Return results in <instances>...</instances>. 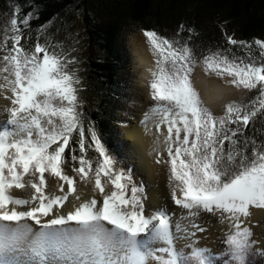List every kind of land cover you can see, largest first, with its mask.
Here are the masks:
<instances>
[{
  "label": "snow or ice",
  "instance_id": "6c2138e0",
  "mask_svg": "<svg viewBox=\"0 0 264 264\" xmlns=\"http://www.w3.org/2000/svg\"><path fill=\"white\" fill-rule=\"evenodd\" d=\"M18 12L17 7L0 42L4 53L0 55V74H6L0 88L11 92L5 95L11 105L5 109L8 118L0 121V264H22L17 254L26 256L28 264H50V259L70 264L264 261V249L256 248L252 226H245L252 208L264 209V141L244 136L248 126L264 116V40L253 42L259 48V61L250 51L245 59L229 55L231 49L221 48H209L198 57L190 45L195 32L192 28L187 29L190 35L183 43L155 30H142L155 57V69L149 70L150 96L155 103L141 123L150 131L149 120L158 117L153 123L164 137L168 159L158 152L156 163L169 165L173 202L186 210L187 216L181 219H190L189 226L196 231H207L196 222L202 212H219V222L226 219L230 225L221 240L225 245L221 252L197 247L198 242L192 241L186 245L191 249L186 253L177 247V241L195 237L196 231H189V226L179 222L173 224L175 213L165 208L146 215V197L143 188L133 182L131 169L116 166V156L94 126L88 128L90 143L86 138L77 87L82 81L79 70L69 68L78 63L77 59L56 52L48 42L41 44L39 38L34 48L25 49L20 43V25L27 27L33 14L20 19ZM180 30H185L183 24ZM225 36L229 45L252 48L251 43L237 40L234 35ZM201 64L206 75L221 80L230 77L224 82L257 90L258 95L250 101H230L224 104L222 115H215L193 83V73ZM73 133H78L81 154L77 156L76 149H71L72 170L85 184L94 181L93 190H98L101 199L93 196L73 211L61 213L69 195L77 193L76 177L64 170L68 162L65 152ZM86 143L97 153L94 159L87 156ZM45 173L62 182L59 191L64 195L45 192ZM25 176L33 179L25 181ZM29 185L35 190L30 199L11 194L12 188ZM109 186L111 190L106 191ZM75 199L81 197L76 195ZM37 201L38 206L25 210L15 207ZM9 205L14 207L10 209ZM29 220L39 225L38 231Z\"/></svg>",
  "mask_w": 264,
  "mask_h": 264
},
{
  "label": "trees",
  "instance_id": "16d2710c",
  "mask_svg": "<svg viewBox=\"0 0 264 264\" xmlns=\"http://www.w3.org/2000/svg\"><path fill=\"white\" fill-rule=\"evenodd\" d=\"M95 1L96 7L92 6L93 0H4V3L18 7L20 19L28 13L33 14L28 28L23 30L26 35L42 31L54 20L63 18L69 10L81 16L84 37L87 39L85 46L89 48L87 58L90 61V79L84 99L91 106H84L85 136L90 142L88 128L94 126L109 151L116 158L120 157L124 165L127 162H124L121 154L123 143L120 140L118 116L129 104L131 92L128 71L130 56L122 39L125 23L131 22L141 32L144 29L155 30L164 37L179 39L182 43L189 38L187 29L192 28L195 32L191 34L190 45L198 57L209 48L213 51L221 48L231 49L229 55L245 58H248L247 53L250 51L252 56L261 59L259 48L253 42L256 39L264 40V0ZM181 24L185 26L183 31L180 30ZM225 33L251 43L252 48L229 45ZM70 38L66 42L70 45L67 48L73 49L72 44L80 39L74 36ZM253 98L254 95L245 100ZM244 136H255L258 142L264 141V116H258L245 130ZM240 139L242 141L243 137ZM72 147L73 144L66 149L68 162L65 168L73 163L68 158V151ZM96 156L94 152L89 158ZM119 162L116 165L118 168L123 166ZM76 165L79 166L78 162Z\"/></svg>",
  "mask_w": 264,
  "mask_h": 264
},
{
  "label": "rangeland",
  "instance_id": "374dc122",
  "mask_svg": "<svg viewBox=\"0 0 264 264\" xmlns=\"http://www.w3.org/2000/svg\"><path fill=\"white\" fill-rule=\"evenodd\" d=\"M95 0H93L92 6L96 7L95 4ZM15 9L16 7H13V5L10 4H5L4 0H0V42H2L3 37H4V30L5 27L8 25L10 19L12 18L13 14L15 13ZM83 19L81 18L80 15H78L75 11H71L69 10L67 12V14H65V16H63V18H58L56 20H54L50 25L46 26L42 31H38L36 34H24L23 30H26L28 28L25 27L23 24L20 25V28L22 30L23 33V39L20 41L21 45L25 48V49H32L34 48L37 39L39 38V42L41 44H44L45 42H48L50 44H52L54 46V50L56 52H64L66 54L69 55V57H75L78 61L77 65H69V68H75L78 69V75L82 81L81 85H78L77 87L80 89V91L78 92L79 97H81V101L83 104V107L80 109V111H82L83 113H85L84 111V106L89 105L88 101L86 99H84L87 96V89L86 86L87 85V81L90 79V74H89V70H90V61L89 58H87L88 55V50L89 48L85 45H87V39L84 37V28H83ZM68 28V30H66V28ZM124 34L122 35V39L124 40L125 44L127 45L126 48L128 50V54L130 56L129 58V65H130V81H129V85L131 88V92L129 93V104L127 106H125L124 110L120 113V115L118 116V122H119V131L121 132V141L123 143V151H121V154L123 155V159L125 163V165L123 164V160H120V157L116 158L117 162H119V165H123L120 168H125V169H131V175L133 178V182L137 185L143 188L144 191V195L146 197L145 199V214L148 215L150 212L154 211V207L152 206L151 200H152V195L150 192V184L148 183L147 178L142 174V171L139 169V167L137 166V164L135 163L134 158L130 155V151H129V141L126 137L125 134V129L129 128L132 125H135V121L137 120L138 122L141 123V121L144 118V115L146 112H148L149 108L155 103L150 96V87H149V82L152 79L151 77L148 79H144L142 82L140 81L141 79V69L138 68L139 66L137 65V63L135 62L134 59V48H135V44L140 43L144 49H146L150 54H151V59L155 60V57L152 55L150 49H149V45L147 43L146 38L143 35V32H141V30H139L134 24H132L131 22L128 21V23H125L124 25ZM67 34V37H66ZM69 36V37H68ZM76 37L78 39H80L79 41H75L74 44H72L71 48H67V46H70L69 44H67L66 42L68 41V39H71L70 37ZM70 43V42H68ZM82 43V44H80ZM80 44V45H78ZM12 46V42L11 40L8 41V47L10 48ZM77 46V47H76ZM4 53L2 51H0V55H3ZM42 55V54H41ZM244 57V56H242ZM253 59H256L257 61H259L260 59L258 57H256L255 55L252 56ZM248 59V58H245ZM201 74L203 76H205L206 78H208L211 81H215L220 83L221 86L225 87V88H230L232 89V91L230 92V94L222 99L221 102H219L218 106H214V107H210V109L212 110V112L219 116L223 114V106L224 104L230 102V101H240V100H245L246 98H248L249 96H256L258 95L257 90H246L243 88H236L230 84H227L224 82V80H229L231 79L230 77H225L224 80H221L220 78L214 76V75H206L205 71H204V67L203 65H198V67H196L194 73H193V83L195 84L196 82V77H198V75ZM3 75L6 74H0V84H4L5 81L3 80ZM4 88H0V90H2ZM218 103V102H217ZM91 106V105H89ZM158 120V117L153 116L151 120H149L148 125H154L153 121ZM156 130V129H155ZM164 131V135H166V127L163 129ZM159 138L157 140L156 146H155V150L152 151L151 156L153 159V164L158 168L160 173L162 174V179L164 181V185L161 186L162 188V203L164 201V208L167 209L170 213H175L174 217H175V221L174 224L179 222L185 226H189L190 225V219H181V216H187V212L186 210L178 207L177 205H175V203L173 202L172 199V188L169 184V165L166 163H160L157 164L156 163V159H157V153L158 152H163L164 156L163 159L167 160V152H166V145L163 143V139L164 137L161 136L159 133H157ZM87 138V137H86ZM78 133H73V136L71 138L70 141V145L73 144V148L76 149V155L79 156L81 153L78 150L79 146H78ZM127 139V140H126ZM77 140V142H76ZM89 141V140H88ZM90 143V142H89ZM86 148L87 150V156H91L93 155V153L95 152L92 148L88 147V144L86 143ZM71 149L68 151V158L69 161H71V156H72V151ZM94 159V157H93ZM70 167H64L65 172L70 175V176H74L76 177L77 180V193L76 194H72L69 195L68 197V201L64 204V207L66 206V204H70L71 203V199L73 196L76 195H80L82 192L85 191V188L87 187V189L91 190V188H93V182H89L87 184H85L84 182H82L80 180V177L77 173L73 172L72 168H73V163L71 165H69ZM77 166V165H76ZM78 167V166H77ZM45 177L47 180V186L45 188V192L47 194H52V192L56 189H59V184L62 183L61 181H59L58 178H55L53 176H51L49 173H45ZM25 181L31 180L33 179L31 176H25ZM106 179V178H103ZM102 179V182H103ZM65 190L68 189V185L65 184L64 185ZM111 190V186H109L108 189H106V191H110ZM95 195L98 197L97 199H101L100 194L97 191H94ZM11 194L15 197H19V198H26V199H30L34 194H35V190L33 188H31V186H27L23 189H17V188H12L11 189ZM179 195V193H178ZM100 197V198H99ZM38 201L35 204H29L27 206H15L17 207V210H25V208H30L32 206H38ZM221 215H213L210 213H206V212H202L200 217L196 220L197 223H200L203 227H205L207 229V231L205 232H199L196 231L195 229H192L189 226V231H196V235L195 237H192L190 239H181V241H184V243L179 244V242H177V247L183 249V251H185L186 253L190 252L191 249L186 247V245L190 244L192 241H197L198 243L196 244L197 247H207L209 249H211L213 252H221L225 245L221 242L222 238L228 233L229 231V227L228 229H226V222L225 220L223 221V223L219 222ZM29 223V221H28ZM223 228V229H222ZM262 230H264L262 228ZM253 231V230H252ZM254 235H253V240H256L258 243L256 244V248L258 249H264V245H261L260 241H258V239L256 238V234L253 231ZM212 234V235H211ZM216 237V239H214V236ZM264 238V234L262 235ZM261 236V237H262ZM215 241V242H214ZM214 242V243H213ZM159 246V245H157ZM17 258L19 259V261L22 262V264H28V258L26 256L23 255H19L17 254ZM155 262V261H154ZM51 264H70L69 261H65V263H61L58 261V259H56V262H54L53 260H50ZM257 264H264V261H261L259 259H257Z\"/></svg>",
  "mask_w": 264,
  "mask_h": 264
},
{
  "label": "bare ground",
  "instance_id": "6f19581e",
  "mask_svg": "<svg viewBox=\"0 0 264 264\" xmlns=\"http://www.w3.org/2000/svg\"><path fill=\"white\" fill-rule=\"evenodd\" d=\"M133 54L135 62L139 66L138 68L142 70V76L140 79V81L142 82L144 79H148L151 77V72L149 70L155 69V60H152L154 58L151 59V54L146 49H144V47L140 43L135 44ZM195 86L200 91V94L202 95V98L206 101L208 107L218 106L219 102H221L222 99H224L226 95L228 96L232 91V89L225 88L221 86L220 83L211 81L201 74L196 77ZM5 95H11V92L7 88L0 90V121L7 120L8 114L5 109L11 106L10 101L5 99ZM135 122V125H132L129 128L125 129L126 137L130 143L129 153L134 158L135 163L137 164L139 169L142 171V174L147 178L148 183L150 184L152 206L155 210L159 208H164V201L162 203L161 200V198L163 197V190L161 186L164 185V181L162 179L163 173H160L158 168L153 164V159L151 156L152 151L155 150V146L159 136L155 130L154 125H148L150 131H146L145 126L142 123L138 122L137 120ZM65 192H67V189L65 190ZM52 194L64 195V193L60 192L59 189L54 190ZM79 196L81 197L79 201H77L75 199V196H73L71 199V203L66 204L65 207L60 209V212L66 213L68 211H73L79 203L83 202L84 200H89L93 196L98 198L93 192V188L89 190L87 189V187L85 188V191L82 192ZM30 206L33 207L32 205ZM12 207L14 206L9 205L10 209ZM251 212L252 215L249 218L245 219V226H252V230L255 232L256 238L258 239V241H260L261 245H264V238L262 236L264 234V230H262V228L264 229V209L252 208ZM215 215H221V213L218 212ZM172 220L174 224V216L172 217ZM225 222L226 226L224 227L228 229V226H230L229 222L226 219ZM29 224H31V226L35 230H39V225H36L34 221L29 220ZM214 239H216L215 236ZM177 242H179V244L184 243V241H181V239ZM53 261L56 262V260ZM58 261L61 263H65V261L67 260L58 259ZM150 264H155V262L150 261Z\"/></svg>",
  "mask_w": 264,
  "mask_h": 264
},
{
  "label": "water",
  "instance_id": "95a60500",
  "mask_svg": "<svg viewBox=\"0 0 264 264\" xmlns=\"http://www.w3.org/2000/svg\"><path fill=\"white\" fill-rule=\"evenodd\" d=\"M201 98H202V95H201ZM203 99V98H202ZM203 101H204V103H205V105L207 106V103H206V101L203 99ZM208 107V106H207ZM210 108V107H209Z\"/></svg>",
  "mask_w": 264,
  "mask_h": 264
}]
</instances>
